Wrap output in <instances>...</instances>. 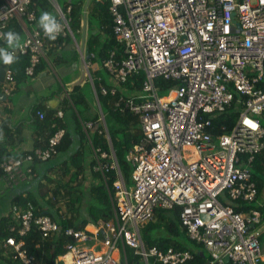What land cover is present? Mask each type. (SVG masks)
Instances as JSON below:
<instances>
[{
	"label": "built area",
	"instance_id": "2783aa9c",
	"mask_svg": "<svg viewBox=\"0 0 264 264\" xmlns=\"http://www.w3.org/2000/svg\"><path fill=\"white\" fill-rule=\"evenodd\" d=\"M47 1L55 5L61 26L55 40L37 22L36 0L0 1V39L5 40L12 19L34 25L26 40L9 51L29 55V76L45 57L49 40L73 34V5L62 8L58 0ZM105 1L110 2L114 37L122 50L119 57L110 50L104 66L121 84L141 72L146 78L137 94L118 95L114 110L137 115L142 137L129 151L135 164L132 188L115 150H96V170L103 177L108 168L117 171L115 193H110L112 215L98 219L93 233L67 228L65 235L75 242L65 245L57 264H120L123 253L128 264L127 247L140 257L136 264H184L193 259L190 250L147 248L142 238V227L155 209L177 206L181 226L207 252V264H264L262 212L235 207L252 204L259 191L249 165L264 151V0ZM160 77L173 82L167 95H160L156 86ZM8 79L13 81L11 70ZM101 92L106 95L110 89L102 87ZM111 93L117 95V89ZM226 113L237 119L215 126L214 120ZM38 115L45 117L42 111ZM97 123L109 136L103 116ZM94 124L85 122L86 132ZM63 134L56 132L46 148L4 159L0 179L13 186L36 176L31 164L57 155ZM102 158H110V165ZM11 211L19 226L11 225L5 240L9 256L20 264H43L42 257L29 251L25 237L33 224L44 238L58 235L59 223L37 215L31 201L23 207L13 204Z\"/></svg>",
	"mask_w": 264,
	"mask_h": 264
},
{
	"label": "crops",
	"instance_id": "0c3cea01",
	"mask_svg": "<svg viewBox=\"0 0 264 264\" xmlns=\"http://www.w3.org/2000/svg\"><path fill=\"white\" fill-rule=\"evenodd\" d=\"M104 2L106 1L101 0L100 4L97 1L93 2V0H81L76 4L71 0L65 2L64 6L71 3L73 9L81 11L80 15L77 12L72 13L73 21L76 22V18L79 17L80 22L77 21L71 24L72 35L68 34L58 41L49 42L46 55L39 63L33 76L26 73V67L30 60L25 56L27 54L18 52L14 56L15 60L11 65H5L3 60L0 59V148L13 157H23L35 148L48 147L50 138L58 130H64L60 141L63 146L58 154L49 161L35 160L31 164L37 176L43 178L41 181L39 179V181L36 180L30 183H27V181L21 182L14 185L12 191L6 181L0 179V184H2V188H0V222L2 215H8V210L12 206V199L18 192H22L24 197L33 195V198L36 200L41 199L42 204H44L43 196L47 192L48 186L50 184L51 187L58 186L55 182L58 179L57 176H60V174L65 175L64 166L67 160H70L81 146L86 148L87 166L86 171L73 183L75 187L79 188L77 193H82L81 196L83 197L85 194L87 199L92 200L96 197V191L92 189L96 190V187L103 183L102 178L95 175L98 172L96 170L95 152L101 147L93 144L95 141L92 140V137L98 138L100 141L103 139L110 140L106 132H100L102 127L96 126L102 116L106 118L108 129L113 126L112 131L115 133L122 123L117 116L114 117L111 111L112 101H110V97L101 93V89L102 87L123 88V84L114 80L102 67L101 61L97 59L100 56L99 49L105 46V41L110 36L107 34V25L103 23L107 19L104 20L101 12V4H104ZM48 5L47 0H40L36 8L38 10L40 6L41 10H45ZM53 17L55 18V16ZM92 17L97 18L96 24ZM33 26L27 20L21 22L18 19H12L4 30L5 40L0 39V49L7 52L17 49V46L10 47L8 45L6 33L13 32L17 34L19 36L17 44H20L26 40L28 32L32 31ZM93 45L98 49V53L94 52L95 55L91 49ZM114 50L117 51V48ZM118 52L121 53L120 46ZM95 58L97 60H93ZM87 66L89 71L86 70ZM9 70L12 72L13 81L8 79ZM39 111L45 114L44 118L39 117ZM59 112H62L63 115H59ZM232 114L236 116L235 113ZM87 121L95 123L88 132L83 126ZM118 141H120V137H117L116 142ZM68 166L70 171L76 170L73 164L70 165L69 163ZM258 175L259 179L257 181L260 190L252 207L260 210L264 217V170L258 172ZM68 179L69 177L63 179V183L67 182ZM127 185L130 188L132 182L130 185L127 182ZM68 187H60L59 193L68 197ZM70 198H75V195L72 193ZM88 202L85 201L84 207ZM78 205L79 203L75 205L71 202L65 203V210L62 207L63 212L65 211L69 216V210H74ZM7 206L8 209L5 210ZM84 218H87V215ZM100 218L103 217L98 219ZM89 219L95 220V218L90 217V214ZM98 219H96V223ZM96 223L87 224L84 227L80 224L78 226L82 230L93 233L96 230ZM101 235H103L102 231L100 232ZM260 242L264 252V228L260 235ZM198 247L201 251L203 250L199 244ZM6 248L9 251V248ZM204 252L207 258V252ZM0 264H5L1 262V255Z\"/></svg>",
	"mask_w": 264,
	"mask_h": 264
},
{
	"label": "trees",
	"instance_id": "16d2710c",
	"mask_svg": "<svg viewBox=\"0 0 264 264\" xmlns=\"http://www.w3.org/2000/svg\"><path fill=\"white\" fill-rule=\"evenodd\" d=\"M1 1V0H0ZM36 3H40V0H36ZM98 4L101 3V0H96ZM47 3V2H46ZM109 3L110 2H104L102 3V17L104 20L107 19V21L103 22L105 25H107V34L110 35L108 39L105 41V46H102L101 49H99L100 56L99 61H101L102 67L109 73L107 68L104 66V62L110 57V50H113L117 48V57L121 55V53L118 52V47H121V43H117L114 37L113 32V16L109 12ZM44 4V3H43ZM79 8V7H78ZM73 12H77L78 15H80V10L73 9ZM76 13V15H77ZM78 22H80L79 17H77ZM7 28V27H6ZM49 40L48 42H50ZM7 42V40H6ZM107 43V44H106ZM91 49L93 53H98V49L95 45L91 46ZM95 49V50H94ZM94 53V55H95ZM93 55V56H94ZM28 57L29 55H25ZM96 58L93 60H97ZM29 64V63H28ZM110 74V73H109ZM133 80V83H130V81ZM145 80L144 74H139L136 76H132L129 79V82L126 84L128 90L130 92H135L140 89H142V85ZM173 85V82L170 80H166L164 78H157L156 79V86L160 88V94L167 95L171 91V87ZM264 87V82L260 85ZM112 97H110V101H112ZM112 108V107H111ZM113 112L114 117L119 118L120 122L122 123L116 133L122 132L124 134V137H120V141L116 142V133L112 131L109 128L110 137L112 141V145L114 147V150L116 152V157L119 162L120 171L126 181V183L132 182V172L134 169V165L132 166L125 158V155H129V151L132 150L135 143H137L140 138L142 137V131L140 128L139 120L138 118H135L134 115H132L129 112L126 113H119L114 112L113 109L111 110ZM229 113L222 114L218 118L214 120L215 126H219L222 123L227 122L228 124L233 123V121L236 120V116ZM91 135V134H90ZM92 137V135H91ZM101 138V137H100ZM95 143H93L95 146L99 145L102 150L109 152L110 151V144L108 143L107 139L99 140L98 138H93ZM97 142V144H96ZM62 144V143H61ZM58 145V151H60L61 147L63 145ZM85 150L86 148H81L76 152L70 160L68 159L64 168H65V175L63 176L60 174V176H57L58 179H56L55 182H57L58 186L51 187L50 184L48 187L47 192L43 196V201L45 200L44 204H42V201L36 200L32 196L24 197L22 195V192H18L17 195H15L12 199V205L18 204L20 207H23L26 201H31L32 204L35 206V212L37 215L41 214H47L49 215L53 220L57 221L61 227L60 233L58 235H52L51 237L44 238L41 231L38 229L36 224L32 225L31 230L29 231L28 235L25 237L26 240V246L29 249V251L33 254H35L38 258H43V264H57V257L59 255H62L65 253V245L68 242H75L74 238H71L69 236L65 235V231L69 227H73L76 229H81L78 225L80 224L82 227L86 226L87 224H95L96 219L99 217H105L108 218L112 215V202L110 193L114 195L115 193V186L114 182L117 179V171L116 169L108 168L106 171H104V177L102 172L98 171L97 174H95L97 177L100 176L102 178L103 183L96 187L95 189H92L93 191H96V197L94 199L89 200L87 199L86 195L84 194V197L81 196L82 193H77L79 191V188L74 186V182H76L82 175L83 172L86 171V159L87 156H85ZM80 151V152H79ZM10 153H5V151L0 148V165L3 162L4 159L10 157ZM103 162L105 164L110 165L111 159L110 158H102ZM73 164L76 167V170L73 172L69 170L68 164ZM251 172H252V178L256 181L258 185V190H260V186L258 183L259 175L258 172L264 170V151L261 154H258L254 160V163L252 164ZM35 172V171H34ZM0 173H2L1 167H0ZM33 176L30 178L27 183L33 182L40 179H43L41 177ZM66 177H69L67 182L63 183V179ZM54 182V180H53ZM53 184V183H52ZM66 187L68 190V197H65L64 195L59 193L60 187ZM12 189L15 187L10 186ZM25 191V190H24ZM23 191V192H24ZM75 195V198H70L71 194ZM259 193V191H258ZM49 194V195H48ZM48 195V196H47ZM28 197V198H27ZM41 197V196H40ZM85 201H89L88 204L85 205ZM62 202L63 205L68 202H71L73 205L79 203L77 208L74 210H69V216L63 212L62 206H59V203ZM255 202V201H254ZM253 202V203H254ZM252 203V204H253ZM252 204H248L246 202H239V205L235 206L236 210L238 211H246L249 208H252ZM12 207V206H11ZM8 210V215L3 216L0 222L1 226V234H0V255H1V262L7 263V264H20L18 262H15L11 259L9 256V251H7V248L4 246V242L7 239V237L11 234L10 226L13 224H16L19 226L17 221L12 217V211ZM8 209V206L5 208V210ZM84 210V213H83ZM180 212L181 207L177 206L176 208L170 210V209H162L158 208L155 209L154 217L153 219L146 224L142 230V238L147 248H150L152 246H157L160 249L167 250L170 247H174L176 249H188L191 250L192 253H194L193 259L187 261L184 264H207V258L206 254L202 253L201 250L197 251L198 244L193 241L187 234V230L181 226V219H180ZM76 215H75V214ZM71 214V216H70ZM89 214L91 218H95V220L89 219ZM87 215V218H84V216ZM42 244L41 248L36 247L37 244ZM9 248V247H8ZM127 247L126 249V255L128 264H136V262L139 261L140 257L136 254H134L133 249ZM10 250V248H9ZM196 250V251H195ZM120 264H127L126 259L124 256V253L122 254L121 263Z\"/></svg>",
	"mask_w": 264,
	"mask_h": 264
},
{
	"label": "clouds",
	"instance_id": "9594fccd",
	"mask_svg": "<svg viewBox=\"0 0 264 264\" xmlns=\"http://www.w3.org/2000/svg\"><path fill=\"white\" fill-rule=\"evenodd\" d=\"M38 23H39V25H40V27L43 29V32H44V34L49 38V39H51V40H55L56 38H57V35L59 34V32L61 31V26H60V24L56 21V19L50 14V13H48V12H43L42 14H41V16H40V18H39V21H38ZM73 23V22H72ZM6 38H7V43H8V45L10 46V47H12V46H18V44H17V42L19 41V36L17 35V34H15V33H13V32H8V33H6ZM0 59H2L3 60V63L5 64V65H11L13 62H14V60H15V57L11 54V53H9V52H7L6 50H4V49H0ZM37 70V69H36ZM36 73V72H35ZM139 74H144L145 75V73L144 72H141V73H139ZM132 76H130V78H131ZM129 78V79H130ZM146 79V78H145ZM157 79V78H156ZM156 79H155V83H156ZM145 81V80H144ZM128 82H129V80H128ZM128 82H126V83H124V84H127ZM132 83H133V80H132ZM123 84V85H124ZM142 88H143V85H142ZM110 89V92L108 93V94H106L108 97H112L113 99H112V109H113V111L114 112H119V111H116V110H114V102L117 100V96L118 95H120V94H122V95H126V96H131V95H135V94H137L136 92H138V91H140V90H142V89H140V90H138V91H135V92H130L129 90H128V88H127V94H125L124 93V91H123V89L122 88H120V89H118V88H114V89H117V95H113L112 93H111V88H109ZM102 93V92H101ZM103 94V93H102ZM128 94H130V95H128ZM104 95V94H103ZM126 112H129V111H125V112H119V113H126ZM61 113V114H60ZM129 113H131V112H129ZM101 114H102V112H101ZM132 115H134V117L135 118H138L137 117V115H135V114H133V113H131ZM59 115H63V113L62 112H59ZM103 118H104V120H105V122H106V125H107V121H106V118L103 116ZM139 120V119H138ZM139 124H140V122H139ZM0 128H1V126H0ZM140 128H141V126H140ZM60 130H62V129H60ZM60 130H58V131H60ZM107 130H108V134H109V138H110V141H111V137H110V132H109V129H108V126H107ZM57 131V132H58ZM142 131V130H141ZM108 141V140H107ZM108 143H109V141H108ZM111 143H112V141H111ZM60 144V143H59ZM58 144V145H59ZM110 144V143H109ZM112 147H113V145H112ZM111 147V145H110V148H112ZM113 150H114V147L112 148ZM109 152H111V151H109ZM58 154V153H57ZM56 156V155H55ZM54 156V157H55ZM11 157V156H10ZM53 159V158H52ZM202 253H205L204 251H201ZM9 255H10V250H9ZM12 259V258H11ZM207 263H208V257H207Z\"/></svg>",
	"mask_w": 264,
	"mask_h": 264
},
{
	"label": "rangeland",
	"instance_id": "374dc122",
	"mask_svg": "<svg viewBox=\"0 0 264 264\" xmlns=\"http://www.w3.org/2000/svg\"><path fill=\"white\" fill-rule=\"evenodd\" d=\"M68 1H70V0H58V2H59V4H60V6L62 7V8H65V2H68ZM73 3H78L79 1H81V0H71ZM96 0H93V2H95ZM41 7L39 6V8H38V21H39V18H40V16H41V14L43 13V12H48V13H50L52 16H56V15H58V12H57V10H56V7H55V5L53 4V3H49V5L47 6V8L45 9V10H41L40 9ZM76 17V16H75ZM92 19H93V21H94V23L96 24L97 23V18L96 17H92ZM37 21V22H38ZM76 22L78 21V19L77 20H75ZM76 22H74V23H76ZM24 37V35L22 36V38ZM24 42V41H23ZM22 42V43H23ZM22 43H20V44H22ZM20 44H18V46L20 45ZM17 46V47H18ZM130 83H132V81H130ZM123 91H124V93L125 94H127V86H126V84H124L123 85ZM128 95H130V94H128ZM160 95H162V94H160ZM110 128H111V130H112V128H113V126H110ZM117 137H124V134L122 133V132H119V133H116V139H117ZM110 151L111 152H113V150H112V148H110ZM125 158H126V160L133 166L134 165V160H133V158H131L128 154H126L125 155ZM249 167H250V169H254V168H252V166L251 165H249ZM261 177H262V175H260ZM95 182H97V180H95ZM131 183H129V185H130ZM132 186H133V182H132V185H130V188H132ZM0 188H2V184H0ZM41 201V200H40ZM59 206H62L63 207V209L65 210V207H64V205H63V203L62 202H60L59 203ZM145 226V225H144ZM143 226V227H144ZM142 227V230L144 229ZM90 243H92V242H89L88 244H90ZM131 250V249H130ZM197 251H200V247H197V249H196Z\"/></svg>",
	"mask_w": 264,
	"mask_h": 264
},
{
	"label": "water",
	"instance_id": "95a60500",
	"mask_svg": "<svg viewBox=\"0 0 264 264\" xmlns=\"http://www.w3.org/2000/svg\"><path fill=\"white\" fill-rule=\"evenodd\" d=\"M57 100V99H56ZM53 107V105H52ZM104 233V231H102ZM226 262L229 263L230 262V259L228 257L225 258Z\"/></svg>",
	"mask_w": 264,
	"mask_h": 264
}]
</instances>
